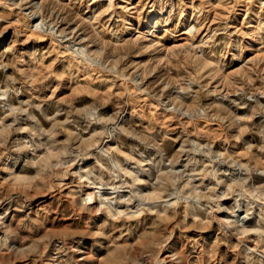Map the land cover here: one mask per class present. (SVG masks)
<instances>
[{"label": "rangeland", "instance_id": "1", "mask_svg": "<svg viewBox=\"0 0 264 264\" xmlns=\"http://www.w3.org/2000/svg\"><path fill=\"white\" fill-rule=\"evenodd\" d=\"M0 264H264V0H0Z\"/></svg>", "mask_w": 264, "mask_h": 264}, {"label": "bare ground", "instance_id": "2", "mask_svg": "<svg viewBox=\"0 0 264 264\" xmlns=\"http://www.w3.org/2000/svg\"><path fill=\"white\" fill-rule=\"evenodd\" d=\"M187 34H189V32H188L187 29H185V30L183 31V34H182V35H187Z\"/></svg>", "mask_w": 264, "mask_h": 264}]
</instances>
